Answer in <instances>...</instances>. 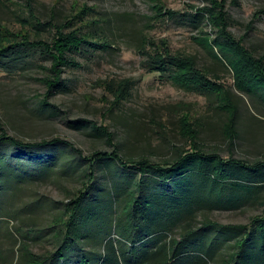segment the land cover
<instances>
[{
	"label": "trees",
	"instance_id": "obj_1",
	"mask_svg": "<svg viewBox=\"0 0 264 264\" xmlns=\"http://www.w3.org/2000/svg\"><path fill=\"white\" fill-rule=\"evenodd\" d=\"M23 1L30 17H16L23 20L20 30H10L0 20L3 72L17 74L31 64L40 66L47 72L41 78L47 92L55 93L68 87L59 77L62 67H81L78 56L111 47L97 29L99 21L81 15L86 7L75 14L80 19L77 25L74 16L61 22L41 21L35 14V0ZM152 1L157 19L174 20L198 29V36L192 38L226 62L238 90L248 94L264 90V54L256 56L229 29L232 19L225 9L226 0H199L207 3L203 7L187 2L189 9L185 10L168 8L160 0ZM262 12L264 9L258 13ZM207 25L213 28L214 37L204 31ZM45 31L50 33L49 37L42 34ZM142 39L138 51L144 56L148 72L158 73L193 92L213 93L228 112L225 135L234 140L237 106L219 82L220 76L211 78L208 70L197 66L194 55L174 54L167 38ZM44 58L51 60L50 66L37 63ZM131 83L130 79L100 81L110 88L114 104L130 94L127 88ZM180 130L187 134L190 148L161 162L145 155L123 156L116 150L85 156L63 138L27 141L15 137L0 121V189L13 173L22 176L41 172L48 176L60 163L59 155L65 150L72 151L82 165H88L87 175H90L83 189L68 200L65 221L59 219L54 224L60 226L57 234L53 233L59 243L56 248L39 255L25 249L17 264H264V218L251 219L249 225H224L208 220L199 228L193 226L199 209L262 203L264 157L248 161L204 151L198 141L199 131L188 115L181 118ZM111 163L125 177L120 184L108 181L107 192L100 195L95 192L101 188L95 186V171ZM64 167L60 164L57 167L60 172H56L63 173ZM63 224L67 225L66 229ZM104 224L108 230L97 237L100 225ZM112 226L117 230L114 234ZM177 226L182 230L180 238L170 237ZM43 233L39 231L35 235ZM225 246L232 249L221 256Z\"/></svg>",
	"mask_w": 264,
	"mask_h": 264
},
{
	"label": "rangeland",
	"instance_id": "obj_2",
	"mask_svg": "<svg viewBox=\"0 0 264 264\" xmlns=\"http://www.w3.org/2000/svg\"><path fill=\"white\" fill-rule=\"evenodd\" d=\"M4 1L7 5L0 1V20L8 29L20 30L23 20L16 17H30L24 1ZM160 1L176 10L189 9L187 2L198 7L207 5L199 0ZM153 4L152 0H35V14L41 21L61 22L76 17L86 7L81 15L99 21L97 29L110 41L111 47L78 56L81 67H62L59 77L68 87L55 93L47 92L41 81L47 72L40 66L31 64L17 74L0 70V121L6 131L27 141L63 138L85 156L116 150L123 156L145 155L162 162L190 148L187 134L180 130L181 118L188 115L199 131L198 141L204 151L225 158L262 159L264 90L249 94L238 90L226 62L192 38L198 36V29L174 20L157 19ZM225 9L232 19L229 29L234 36L241 38L256 56L264 54V12L258 13L264 9V0H226ZM79 21L76 17L77 25ZM203 29L215 36L210 25ZM42 34L50 36L48 31ZM145 36L156 40L167 38L174 54L194 55L197 66L208 70L210 77L220 76L219 82L237 106L234 140L225 135L228 112L213 93L193 92L158 73L148 72L144 56L138 51ZM37 63L50 66L51 60L44 58ZM127 79L132 80L127 88L130 94L114 104L110 88L100 81ZM71 152L65 150L59 155V166H65L63 173H57L60 172L57 164L48 176L41 172L22 176L13 173L2 182L0 264H17L25 249L39 255L59 244L53 233L60 226L54 227V224L59 219L65 221L68 200L83 189L90 176L88 165H82ZM115 167L111 163L95 171V186L101 187L95 192L105 194L110 185L108 181L120 184L125 176ZM104 185L106 188L102 190ZM256 217L264 218V201L236 208L199 209L193 226L199 228L208 220L224 225H249ZM181 223L184 225V221ZM112 229L114 234L117 230L114 226ZM99 230L97 237L108 230L107 224L100 225ZM39 231L44 233L35 235ZM180 233L182 230L177 226L170 237L180 238ZM232 248L225 246L221 256H226ZM221 256L216 262L220 263Z\"/></svg>",
	"mask_w": 264,
	"mask_h": 264
}]
</instances>
